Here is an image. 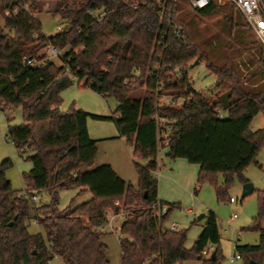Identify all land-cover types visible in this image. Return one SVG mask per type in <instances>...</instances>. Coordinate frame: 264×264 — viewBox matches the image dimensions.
I'll use <instances>...</instances> for the list:
<instances>
[{
    "label": "trees",
    "instance_id": "1",
    "mask_svg": "<svg viewBox=\"0 0 264 264\" xmlns=\"http://www.w3.org/2000/svg\"><path fill=\"white\" fill-rule=\"evenodd\" d=\"M40 1L26 0L31 10L14 13L20 0H0V108L23 109V124L9 125L7 136L20 153L32 152L26 158L32 167L23 175L32 183L30 190L51 193V203L38 207L36 216L46 237L29 233L31 202L7 177L14 162L3 161L0 264H50L55 256L65 264H109V247L98 229L109 223L110 210L116 215L126 210L120 228L122 264H184L190 259L223 264L216 213H207L203 231L190 249L185 245L188 228H164L180 203L162 202L167 209L161 224L155 215L159 183L153 176L154 115L173 120L168 158L199 165V185L210 181L218 200H223L235 173L249 168L264 147V127L251 128L255 116L264 115V51L260 50V68L244 76L230 54L219 55L211 43L191 38L186 22L177 15L178 4L167 3L166 8L173 10V21L183 27V34L167 30L166 18L160 15L162 3L156 0H57L56 11L67 23L48 36L34 9ZM230 7L234 8L214 2L200 13L213 18ZM99 9L107 12L102 22L90 14ZM225 18L231 27L239 26L231 15ZM50 44L61 50V64L42 52ZM39 56L44 60L39 67L24 60ZM195 59L205 61L217 75L210 93L195 90L187 71L177 70ZM77 79L104 98L115 97L117 109L107 116L74 105L63 111L62 92ZM157 94L173 99L159 103ZM175 97L183 99L181 105ZM219 110L224 117H219ZM91 117L114 121L134 157L144 161L135 163L138 188L121 178L110 163L95 165L98 140L89 134ZM219 173L224 176L220 185ZM77 188L82 189L78 195L88 189L92 198L77 206L73 199L70 208L61 211L60 192ZM254 191L258 214L250 229L259 231L260 239L258 244H238L236 250L245 255L247 264H264V191ZM118 200L121 205L115 204ZM209 246L216 247L215 258L204 255Z\"/></svg>",
    "mask_w": 264,
    "mask_h": 264
},
{
    "label": "rangeland",
    "instance_id": "2",
    "mask_svg": "<svg viewBox=\"0 0 264 264\" xmlns=\"http://www.w3.org/2000/svg\"><path fill=\"white\" fill-rule=\"evenodd\" d=\"M57 0H42L35 6L36 17L42 24L44 32L48 36L56 35L66 25V20L63 16L56 11ZM181 8L177 14L184 22H186V29L191 35V38L196 41H203L205 44L209 42L214 47L215 51L220 55L230 54L233 61L236 62L239 69L248 76L250 71L260 68V43L255 38L252 29L246 24L236 8L230 7L226 12L221 13L219 16L213 18L204 17L200 11L195 12L189 8L188 0H181L177 3ZM233 17L234 23H239V26L231 27L226 15ZM255 42L256 44L248 45V43ZM228 46L230 50H228ZM44 52V50H42ZM41 52V54H42ZM263 52V51H262ZM264 53V52H263ZM57 64H61V59H53ZM182 70H186L188 77L193 82L195 90L210 93L215 89L217 82V75L208 70L205 61L199 59L192 60ZM262 70V69H261ZM263 71V70H262ZM261 71V73H262ZM260 73V74H261ZM258 74L254 78L260 76ZM72 77V76H70ZM82 81L74 80L72 86L66 88L62 92L63 103L60 106L63 111H69L72 105L82 108L87 111L94 109L100 111L105 115H111L118 107V101L113 96L104 98L96 91L89 87H84ZM166 103H170L173 99L172 96H166ZM175 103L182 104L183 99L174 98ZM23 109L19 106H12L11 108H0V163L7 159H11L14 165L11 169L7 170V177L17 191L27 187V181L23 175L32 167V162L26 158L32 152L20 153L15 144L8 139V128L12 124H23ZM97 127L92 130L93 135H103L104 137L116 134L117 126L112 120L94 121ZM264 127V115L259 113L255 116L252 122V130H258ZM118 140H108L98 146V156L95 165L98 163H108L107 161H114V163L121 165L126 169L124 173L127 177L126 181L133 184L135 188L139 187L138 173L135 168V163H144L140 158L134 157L126 144L122 145ZM130 148V147H129ZM166 162L169 159L165 158ZM168 165V164H167ZM160 180V179H159ZM220 184L224 182V176L219 173L216 179ZM248 180V181H245ZM195 185L181 194L182 202L180 207L175 209L167 220L169 222L176 221L179 229L190 228L191 223L198 219V216L209 211H213L218 217V228L221 232V250L223 254V264H247L245 255L236 258L240 254L236 250L238 244H258L260 239L259 231L250 229L255 216L258 214V196L257 192L253 191L245 198L242 196L243 186L247 182H253L255 190L264 191V147L259 152L256 161L251 164L249 168L244 170L241 174L235 173L232 183L223 200H218L214 185L210 181H205L204 184L199 185L197 179ZM32 193L36 196L35 200L31 202L30 220L28 221V231L31 234L40 233L46 237L44 228L40 225L36 216L39 213L38 207L51 203V193L46 190H34ZM80 188L77 189H64L60 192V210L70 208L72 200L74 199V206L86 202L92 196L89 192L87 194L78 195ZM235 198L236 202L231 203L230 198ZM122 204V202H121ZM72 206V207H74ZM190 208V211L188 212ZM126 211V210H125ZM125 211H121L124 212ZM238 214L234 218L235 214ZM112 214L110 210L109 215ZM112 220V225H105V230L102 231V240L109 247L107 252V260L109 264H122L121 263V247L120 239L124 237L120 231L121 225L125 221L123 215H116ZM206 218L198 221L200 227L205 224ZM261 226L264 228V218L262 219ZM195 231V229H194ZM193 231V233H194ZM190 240L192 233L189 235ZM215 246H209L210 255L214 252ZM50 264H65L63 259L55 256ZM184 264H203L200 260L190 259Z\"/></svg>",
    "mask_w": 264,
    "mask_h": 264
},
{
    "label": "built area",
    "instance_id": "3",
    "mask_svg": "<svg viewBox=\"0 0 264 264\" xmlns=\"http://www.w3.org/2000/svg\"><path fill=\"white\" fill-rule=\"evenodd\" d=\"M26 0H20L19 5H17L13 12L16 13L18 11H30V5L25 2ZM160 3H162L161 12L160 15L162 18H166V28L172 29L173 32L177 36H181L183 34V27L181 25L175 24L173 21V10L171 8H166L167 3L171 4H177L181 0H156ZM217 2L219 5H233L237 11L242 13L245 20L249 22L251 25L252 32L257 38V40L260 43V47L264 51V0H188L189 8L194 10L195 12H199L202 9H205L206 7L210 6L212 3ZM90 14L93 16V18L96 20V22H102L104 17L106 16L107 12L106 10L99 9V10H92L90 11ZM44 53H46L47 57L49 59L59 58L61 55V50L58 47L53 46L52 44L48 45L44 49ZM25 61H27V64H29L32 67H39L44 62L43 59L39 57H25ZM177 70H181V68H177ZM69 76H72L71 73H68ZM165 96H160L157 94V101L159 103L165 102ZM219 117H224L225 112L223 110H219L218 113ZM154 119L156 120L157 124V154L155 156V162H156V169L153 171V176L155 179H158L162 175V167L160 165V159L161 156L168 152L170 141H171V125L170 123L173 122L172 119H167L158 113L154 115ZM10 142L12 140L8 139ZM146 163L149 162V160L145 161ZM20 195L27 197L29 200H35L36 196L34 194H31L28 192L27 188L20 191ZM231 203H235V198H230ZM116 205H121L120 201L115 202ZM156 210V214L159 220V223L162 222V216L164 212L166 211V206L162 204V201L158 199L154 206ZM119 215L126 216V213L121 212ZM238 214L236 213L234 215V218H236ZM117 217L116 214L112 213L110 215V221L109 224L112 225V220ZM165 228V226H164ZM175 226L170 228V230H174ZM204 255H210V250H207L204 252ZM241 255L237 254L236 258H240Z\"/></svg>",
    "mask_w": 264,
    "mask_h": 264
},
{
    "label": "crops",
    "instance_id": "4",
    "mask_svg": "<svg viewBox=\"0 0 264 264\" xmlns=\"http://www.w3.org/2000/svg\"><path fill=\"white\" fill-rule=\"evenodd\" d=\"M87 111L90 113L93 112L98 115L107 116L104 113H101L100 111H96L94 109L87 108ZM94 121H101V120H97L92 117L88 119V129H89L90 137H93L94 139L98 140V146L102 144L103 142H107L108 140H118L119 142H122L121 143L122 145L126 144L129 151L132 153L131 149L129 148V145L127 144L126 138L120 137L119 132H117L116 134H112L111 136H107V137H104L103 135H93L92 130H94L97 127V124ZM103 122H107V121H103ZM117 131H118V128H117ZM168 152H165L161 156V159H160V165L162 167V175L157 179L159 183L157 197L158 199H160L162 202H165V203L166 202L167 203L177 202L181 204L182 202L181 194L184 193L185 191H188V189H191L195 185L196 183L195 180L198 178L201 167L197 164L190 163L188 160L184 158H174V159L171 158L170 159L167 156ZM165 158L169 159L168 162H166ZM107 162L112 165V167L116 170V172L119 174L121 178H123L124 180L127 179V177H125L124 175V173L126 172L125 168H123L119 164H117L116 166V163H114V161H107ZM108 163H98L97 165L108 164ZM27 187H33L32 183L27 181ZM80 190L82 189L80 188ZM28 192L33 194L32 190L30 191L28 190ZM87 192L91 194V192L88 189H84L83 192H81V194L79 195L87 194ZM189 211H190V208L188 212ZM105 225L101 226L98 230L101 232L104 231ZM164 226L167 229H170L173 226H175V229H179L178 223L176 221H173V222L166 221ZM202 231H203L202 226L201 227L199 225L194 226L193 222L191 223L190 228H189L188 238L185 243L188 249L193 247L195 240L202 233ZM191 233H192V237L190 240L189 235Z\"/></svg>",
    "mask_w": 264,
    "mask_h": 264
},
{
    "label": "water",
    "instance_id": "5",
    "mask_svg": "<svg viewBox=\"0 0 264 264\" xmlns=\"http://www.w3.org/2000/svg\"><path fill=\"white\" fill-rule=\"evenodd\" d=\"M254 189H255V187H254V183L253 182L245 183L244 186H243L242 196L246 197L247 195L251 194V192H253ZM206 216H207V213L201 214L200 216H198V220L202 221V220H204L206 218ZM215 256H216V253L213 252L211 254V258H215ZM253 264H257V263L253 261Z\"/></svg>",
    "mask_w": 264,
    "mask_h": 264
}]
</instances>
